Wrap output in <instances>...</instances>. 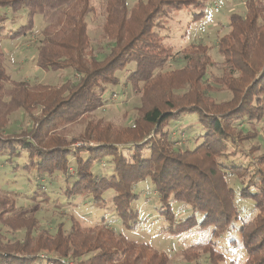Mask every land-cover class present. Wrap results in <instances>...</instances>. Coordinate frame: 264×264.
Wrapping results in <instances>:
<instances>
[{
    "label": "trees",
    "instance_id": "1",
    "mask_svg": "<svg viewBox=\"0 0 264 264\" xmlns=\"http://www.w3.org/2000/svg\"><path fill=\"white\" fill-rule=\"evenodd\" d=\"M92 1L0 0V25L8 20L3 11L27 10L26 24L8 36L13 40L32 34L35 17H43L36 66L46 72L70 70L74 74L62 86L14 82L5 69L6 55L0 51V156L7 155L12 164L14 157L25 153L26 170H36L40 176L62 172L67 182L75 178L66 191L69 197L89 195L101 202L112 190L116 212L128 229L137 217L131 209L139 199L135 188L150 179L163 205L160 214L170 223L167 232L173 237L196 227L213 229L219 237L240 220L236 197L250 200L256 212L252 220L241 219L240 224L247 255L244 264H264V153L249 166L232 160L237 155L234 150L257 139L240 127L264 120V0H247L246 15L232 14L230 31L218 42L223 63L213 62L210 48L203 44L176 53L156 31L172 13L184 8L199 11L195 20L203 19L211 0H138L132 9L127 0H108L99 38L107 47L99 44L105 47L100 57L93 55L88 29L87 19L94 13ZM171 63L178 67L169 69ZM132 64L136 68L129 72ZM210 68L221 76L210 74ZM118 73H124L125 83L141 95L135 123L124 130L101 121L93 126L87 116L106 106L108 87L121 85ZM222 91H230L232 99L216 102L210 95ZM18 111L28 115L32 127L10 132V117ZM185 114H197L205 131L195 139L194 148L176 147L182 139H173L167 130ZM70 125H85L84 135L72 142L55 135ZM122 146L133 148L130 158L121 152ZM260 150L253 145L249 154ZM112 163L111 177L94 173V167ZM229 177L241 181L238 191L229 185ZM172 199L189 205L194 213L185 220L177 218ZM20 209L16 196L0 186V264H36L43 251L59 253L47 264L169 262L165 253L147 244L137 245L105 224L89 229L73 219L67 233L62 226L55 234L38 232V220L21 216ZM15 232L22 237L12 242ZM149 246L154 250L148 258L134 253L136 249L151 251ZM190 251L207 254L210 264L227 260L214 241L190 246L187 256ZM88 254L91 257L85 259Z\"/></svg>",
    "mask_w": 264,
    "mask_h": 264
},
{
    "label": "rangeland",
    "instance_id": "2",
    "mask_svg": "<svg viewBox=\"0 0 264 264\" xmlns=\"http://www.w3.org/2000/svg\"><path fill=\"white\" fill-rule=\"evenodd\" d=\"M107 1L93 0L91 6L94 8V13L87 19L92 38V51L95 57L103 56L104 49L107 47L103 41L104 44L101 43L105 47L102 49L99 45L101 44L99 38L103 35ZM127 1L128 8L132 9L138 0ZM246 5L247 0H211L207 4L206 16L203 19L195 20V14H199V11L184 8L172 13L168 17V22L163 23L165 25L162 28H157L156 31L163 38L164 44L171 47L176 53L191 45L203 44L210 48V56L213 62L223 63L224 58L218 49L219 39L230 31L232 14L246 15ZM3 13L7 14L8 20L4 25H0V51L6 55L5 69L12 81L18 83L26 81L32 86L35 84L62 86L67 80L74 77L70 70L46 72L36 66L38 47L43 40L42 31L45 27L42 16L35 17L32 34L13 40L8 36L26 24L27 10L24 9L16 14L10 11H3ZM174 67L178 66L172 64L169 69ZM135 68L136 65L132 64L128 70L131 72ZM210 72L212 75L221 76V72L214 68H210ZM123 75L125 74L118 73L122 79L121 85L108 87L105 96L109 100L106 106L87 116L93 126L101 121L103 125L108 123L114 130H124V128L135 123L133 120L138 115L141 95L130 89L125 83ZM210 95L216 102L229 101L233 97L230 91L211 93ZM9 121L8 130L10 132H20L32 127L28 115L21 111L14 113ZM244 124L240 128L256 134L257 139L246 142L241 149L234 150L237 155L232 160L249 166L254 161V157L264 153V120L261 123ZM84 130L85 125H70L62 128L55 135H61L60 137L63 139L67 138L69 142H72L82 135ZM167 130L173 139H182L177 142L176 147L183 146V148H194L196 146L195 139L205 133L197 114L182 115L178 120L172 121ZM253 145L259 146L261 150L250 156L249 150ZM77 146L81 147V144ZM122 147H120L122 148L121 152L130 158L133 154V148L130 146ZM7 159V155L0 156V186L4 191L16 196L17 206L21 208V216L29 220L35 217L38 220L40 223L38 232L45 230L50 234H55L62 226L63 231L67 233L71 230L73 219H75L82 227L90 229L105 224L116 233L125 236L129 241L139 245H150L167 255L168 264H210L207 254L190 251L189 256H187L185 251L194 244H204L211 241H214L216 247L218 246L221 251L220 253H224L227 257L225 263L220 262L219 264H230L233 260L239 264H244L247 259L242 245L240 224L241 219L244 221L252 220V212H256L254 204L250 200H241L238 196L236 197L235 203L240 210V220L234 222L232 227L219 237L213 235V229L203 230L200 227H196L182 236L173 237L167 232L170 223L160 214L163 205L156 193V186L150 179L139 183L135 188V193L139 199L132 204L131 209L137 213V217L130 221L132 228L128 229L116 212L115 194L112 190L104 194L101 202H95L89 195L69 197L66 196V191L75 178L72 177L70 182H67V177L62 172L40 176L36 170H26L23 166L28 163V155L25 153L21 157H14L12 164L8 163ZM114 169L112 163L110 166L94 167L93 170L95 174L111 177L114 174ZM254 170L255 167H252V172ZM228 182L237 191L242 187L241 181L235 177H229ZM170 204L173 213L179 219L185 220L194 213L192 208L184 203L172 199ZM197 216L198 220L201 221V214H197ZM21 235L20 232H15L10 236V239L12 242L20 240ZM152 248L151 251L136 249L134 253H144V256L141 257L145 259L153 253L154 249ZM54 254L58 255L59 253L56 254L55 251L41 252L42 257L36 264H47L48 259L55 257ZM90 257L91 254H88L85 259Z\"/></svg>",
    "mask_w": 264,
    "mask_h": 264
}]
</instances>
